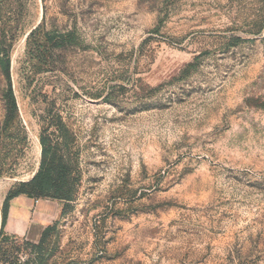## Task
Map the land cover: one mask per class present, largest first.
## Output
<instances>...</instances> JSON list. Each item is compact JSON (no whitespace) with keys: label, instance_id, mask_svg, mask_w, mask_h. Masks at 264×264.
Here are the masks:
<instances>
[{"label":"rangeland","instance_id":"374dc122","mask_svg":"<svg viewBox=\"0 0 264 264\" xmlns=\"http://www.w3.org/2000/svg\"><path fill=\"white\" fill-rule=\"evenodd\" d=\"M0 44V217L43 130L59 205L0 264H264V0H0Z\"/></svg>","mask_w":264,"mask_h":264},{"label":"trees","instance_id":"16d2710c","mask_svg":"<svg viewBox=\"0 0 264 264\" xmlns=\"http://www.w3.org/2000/svg\"><path fill=\"white\" fill-rule=\"evenodd\" d=\"M34 33H31L30 39L33 38ZM30 45V53L31 56H35L37 59L41 60V57L43 55V50L46 48V46H43L42 43L38 41L29 42ZM56 47L57 45H53V47ZM0 74L4 77L6 81V85L3 90V103L5 107L9 111H13L15 109V99L13 95V90L10 84V59L8 55L7 49H4L2 45L0 44ZM45 130L42 132V136L40 138L41 141V148H42V163H41V170L37 174L35 178L29 183V186L31 187L30 191L27 192H20L13 194L11 196H7L3 206H2V218H1V227H0V236H3L4 227L7 219V213L9 208V202L12 198L18 196V195H26L30 198H34L35 195L39 194L41 197H46L51 194L54 188V182H53V171L55 170V164H56V151L53 149L52 144L50 143L47 136H45ZM65 167V166H63ZM67 169V168H64ZM38 200V199H36ZM53 200V199H52ZM50 227V226H49ZM49 227H47L42 235L41 240L45 237L46 232L48 231Z\"/></svg>","mask_w":264,"mask_h":264},{"label":"crops","instance_id":"0c3cea01","mask_svg":"<svg viewBox=\"0 0 264 264\" xmlns=\"http://www.w3.org/2000/svg\"><path fill=\"white\" fill-rule=\"evenodd\" d=\"M57 200H36L18 195L9 202L4 232L24 240L36 242L43 231L58 216ZM6 229V230H5Z\"/></svg>","mask_w":264,"mask_h":264},{"label":"bare ground","instance_id":"6f19581e","mask_svg":"<svg viewBox=\"0 0 264 264\" xmlns=\"http://www.w3.org/2000/svg\"><path fill=\"white\" fill-rule=\"evenodd\" d=\"M1 218V217H0Z\"/></svg>","mask_w":264,"mask_h":264}]
</instances>
